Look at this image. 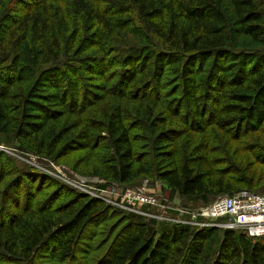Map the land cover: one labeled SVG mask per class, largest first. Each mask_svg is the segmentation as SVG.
<instances>
[{
  "label": "trees",
  "instance_id": "obj_1",
  "mask_svg": "<svg viewBox=\"0 0 264 264\" xmlns=\"http://www.w3.org/2000/svg\"><path fill=\"white\" fill-rule=\"evenodd\" d=\"M4 143L109 183L156 178L196 206L256 191L264 0H0ZM39 180L0 150V264H264V238L131 213L96 242L111 210Z\"/></svg>",
  "mask_w": 264,
  "mask_h": 264
},
{
  "label": "rangeland",
  "instance_id": "obj_2",
  "mask_svg": "<svg viewBox=\"0 0 264 264\" xmlns=\"http://www.w3.org/2000/svg\"><path fill=\"white\" fill-rule=\"evenodd\" d=\"M1 146V144H0ZM5 146V143H4ZM10 150L8 155L14 161L15 166L19 169H25V171H32V173L38 174L41 177V180L37 181L34 184V187H38L43 183L44 178L50 179L52 182H56L65 186L69 190L75 191L77 193H81L87 196H91L95 198L97 201L103 202L107 208L111 210V215L107 221L103 222L100 227L97 229L99 236L96 238V242H104L109 239L111 236L107 235V231L112 229L113 225L116 222H124V215L126 213L135 214L141 217L146 218L149 221H155L156 227H158L159 223H165L168 226L174 225H190L194 226L197 223H200V220H196L192 218L190 215L181 214L177 212V209H185L194 211L198 209L200 206H196L194 204H188L185 202L180 196L174 195L171 196L168 189L165 188L163 182L153 179H139L133 184H120V183H109L104 181L101 178L83 175L78 173L73 169L74 157H67L59 163L55 164L53 162L47 160H41L35 156H24L12 147H7ZM72 162V163H71ZM53 184V183H51ZM148 184L151 187V191L158 194L160 197H165L167 202H163L166 205H169L176 211H163L162 209H148L143 212L140 206H126V204L121 199L122 192L127 189L129 186ZM106 186V187H103ZM29 184L24 183L23 188H28ZM67 192H65L66 194ZM257 195H264V182L257 188L256 191L252 192ZM132 209V210H131ZM171 212L178 214H171ZM208 221L203 220L201 224H207ZM107 226V229L104 228ZM112 238H114L112 236ZM111 240L104 247V250L110 246ZM80 263L79 264H90L91 255L81 254L79 255ZM36 264H52V261L49 260L48 255L40 258ZM92 264V263H91Z\"/></svg>",
  "mask_w": 264,
  "mask_h": 264
},
{
  "label": "built area",
  "instance_id": "obj_3",
  "mask_svg": "<svg viewBox=\"0 0 264 264\" xmlns=\"http://www.w3.org/2000/svg\"><path fill=\"white\" fill-rule=\"evenodd\" d=\"M0 150L7 153L10 152L4 145L0 146ZM121 199L126 206L142 207L141 210L143 212L155 208L163 211L174 210L169 205L164 204L163 202L168 203L169 201L165 197H160L155 192H152L148 184L128 187L122 192ZM177 212L178 214L190 215L192 218L200 220V223L195 226L239 230L247 233L251 238H264V195L247 192L234 196L225 195L218 197L209 205L200 206L194 211L177 209ZM203 220L208 221V223L201 224Z\"/></svg>",
  "mask_w": 264,
  "mask_h": 264
}]
</instances>
